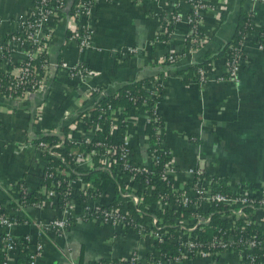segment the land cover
Here are the masks:
<instances>
[{"label": "crops", "instance_id": "1", "mask_svg": "<svg viewBox=\"0 0 264 264\" xmlns=\"http://www.w3.org/2000/svg\"><path fill=\"white\" fill-rule=\"evenodd\" d=\"M185 1L100 0L88 22L90 46L83 50L70 37L75 26L66 12L43 23L41 31L49 36L46 49L51 65L46 88L23 100L6 102L0 98V204L14 198L13 184L17 181L23 180L31 190L37 188L43 161L32 141L60 126L68 127L75 109L94 106L98 97L81 96L85 90L98 86L112 94L122 83L156 73L164 54L182 49L189 29L184 21L175 24L169 40L158 38L164 30L157 31L160 14L173 10L177 2L178 10L188 13ZM208 1L211 7L201 12V26L208 35L219 26L217 33L210 35L205 46L180 59L177 66L197 61L206 49L216 51L228 41L241 9L251 13L252 23L264 25V0ZM33 4V0H0V37L15 32L18 20ZM257 38L256 32L245 35L236 78H221L227 70L225 56L203 67V82L185 81L184 73L173 70L165 74L161 81L164 93L156 111L164 119V146L178 168L194 164L200 155L211 174L227 177L230 184L245 182L264 188V36L262 47ZM61 61L71 66L85 64L91 77L85 83L71 78L69 70L58 65ZM110 114L116 116L117 110ZM137 115H131L132 125L126 135L136 160L145 162V118ZM57 211L54 203L47 202L41 209L27 206L20 214L25 222L0 226V233L14 238L28 235L30 246L41 242L43 250L37 264H69L70 260L74 264L109 263L111 259L127 258L133 249L146 259L147 245L133 229L115 230L79 218L62 236L37 226L36 221L48 220ZM177 264L244 263L240 256L228 252L216 263L191 259Z\"/></svg>", "mask_w": 264, "mask_h": 264}, {"label": "built area", "instance_id": "2", "mask_svg": "<svg viewBox=\"0 0 264 264\" xmlns=\"http://www.w3.org/2000/svg\"><path fill=\"white\" fill-rule=\"evenodd\" d=\"M99 1L78 0L73 13L67 14L75 26L70 37L77 41L79 50L90 46L92 31L88 22ZM185 2L189 7L188 13H181L178 10L180 2H177L175 4L176 13H173L174 9L166 13L157 32L160 33L162 30L166 32L169 23L174 24L175 27L177 22L184 21L189 28L188 34H192L191 41L195 44L189 51L191 53L208 43L207 35L198 37L196 29L202 28L201 12L209 9L211 5L208 0H186ZM33 3L26 16L18 20L17 30L10 33L9 37H0V98L6 102L23 100L32 94L43 92L51 72L49 58L40 59L39 63L36 62L40 54H47L49 36L44 35L41 28L47 19L52 20L58 17L59 9L67 13L66 7L62 8L65 3L63 0H33ZM190 13L196 15L197 19H194ZM259 47L262 45L259 44ZM238 49L241 50V46ZM129 51L134 52L135 48H129ZM187 54L175 56L170 54L168 59L180 60ZM242 55L243 51L236 54L229 62L225 61L226 78H236ZM79 64L71 66L61 61L58 65L69 70L71 78H78L85 83L91 74L87 68ZM8 65L12 67L9 69ZM200 79V82L205 79L203 68L200 70ZM105 94L103 88L95 86L85 90L81 96L102 98ZM87 110L76 111L75 109L70 116L71 124L67 132L64 131L65 126H60L55 131L44 134L54 136L51 140L41 139L44 135L32 138L33 146L43 161L38 176L39 184L35 190L27 188L23 180L13 184L16 192L13 194L14 200L11 199L9 202H15L17 205L8 208L0 204V226H9L18 222L16 217H20L21 212L27 206L41 209L48 202L55 204L58 210L56 215L45 221H36V224L44 230H54L59 236L67 232L71 218H85L95 223L107 224L115 230L133 229L147 245L149 258L144 260L139 251L133 249L127 258H118L119 261L131 264H177L182 260L208 259L216 263L219 256L232 252L240 256L244 264H256L254 261L256 254L253 249L258 247L264 251V238L257 239L254 235L236 237L232 234H219L210 239L201 240L198 239L196 232L206 230V226L211 221L213 208L219 205L226 207L227 212L221 215V219L227 220L230 225L241 222L243 223L241 228L246 225L264 226V188H255L245 182H237L235 185L228 182L230 193L214 190L212 182L213 176L216 177V175L207 170L200 155H197L194 164L185 168H178L171 156L170 161L164 164L162 170L164 178L172 179L167 182L166 192L157 201L143 203L144 198L149 196L155 187L147 178L137 179V175L143 172H153L154 166L160 161L157 149L148 152L146 147L145 162L137 160L131 162L129 159L131 140L126 135V131L123 135V143L119 146L102 140L94 141L96 130L101 128L99 124L101 114L91 119L87 127L84 119L89 116V113L85 112ZM111 110L101 111L109 116V133L113 135L116 129L114 122L120 109H116V116L110 114ZM137 114L144 116L145 121L148 119L147 111L131 110L133 117H139ZM163 129L164 126L157 127V133L161 136L159 150L165 148ZM82 143H89L92 147L88 151L77 149ZM67 144L74 145V148L64 155L61 149ZM94 157L98 161L97 167L108 172L111 178L108 187L102 191L81 175L94 167ZM32 191L44 195V200L32 205L23 204L22 199ZM60 196L66 197L62 207L57 204ZM165 209H170L173 213L180 212V215L173 216L170 223L156 216H152L148 221L138 222L135 219V215L143 216V210L161 211ZM22 220L25 222L23 218ZM167 227L173 228V232ZM227 230L224 229L223 232H229ZM4 235L2 239L5 254L3 264H14L19 256L18 251L23 249L22 243L30 244L31 239L28 235L16 238L8 234ZM147 241L150 243L147 244ZM174 243L179 245L177 255L166 256L165 247ZM26 248L31 253L26 264H37L38 257L43 250L42 243L38 241ZM69 264L74 263L70 260ZM98 264L110 263L98 262Z\"/></svg>", "mask_w": 264, "mask_h": 264}, {"label": "trees", "instance_id": "3", "mask_svg": "<svg viewBox=\"0 0 264 264\" xmlns=\"http://www.w3.org/2000/svg\"><path fill=\"white\" fill-rule=\"evenodd\" d=\"M78 0H63L65 5L62 7L63 9L66 7L67 14L73 13L75 4ZM176 7L173 10V13H176ZM64 12L63 10L59 9L58 13ZM194 19H197V16L193 13H190ZM165 14H160V20L163 19ZM222 22V20H221ZM221 24V23H220ZM192 26V24H190ZM217 28H214L210 35L213 37L216 35ZM174 29V24L169 23L167 26L166 32L158 34V38L163 40H169L170 34ZM249 32H256L258 33L257 40L259 44L263 41L264 36V25H257L252 23L251 13L241 9L238 15L237 24L235 26L233 35L231 38L224 42L216 51H212L210 49H206V51L201 55V57L197 61L186 62L177 66L178 59L170 60L168 56L171 55H182L184 53H189L190 49L195 45L191 41L192 34H188L185 38L184 46L180 51H172L169 53L164 54L162 62H158V70L156 73L151 74L149 76H145L140 79H136L131 82H125L120 84L116 91L112 94L106 93L102 98H98L97 103L94 104L91 108H89L86 113H89V116H86L84 119L86 121L87 127L90 125V120L97 117L101 114L99 124L101 128L96 130L95 136L93 140H102L107 143H113L117 146L121 145L124 140V133L126 131V127L131 123L129 116L131 115V110H145L148 114V119L144 122V132L148 136V144H147V151L151 152L154 149H157V152L160 154V161L159 163L154 166L153 172H143L142 174L137 175V179H144L147 178L150 184H153L155 189L153 192L144 198L143 203H151L153 201H157L162 198L164 193L166 192L167 182L172 181L171 178H164L162 176V170L164 164L171 159V153L169 149L165 147L163 150H159L160 147L159 139L161 136L157 133V127L162 128L164 126V119L163 117L157 113L156 111V104L161 100L164 93V87L162 85V80L165 77L166 73H169L171 70L176 71L178 73L185 74V81L189 79L197 80L198 82L201 81L200 79V70L207 64L211 63L213 60L217 58H221L225 56V61H230L236 54L241 53L242 50L238 49L239 46H242L244 37ZM196 34L199 36L207 35V41L210 39V35H208L203 28H197ZM9 37V34L4 35V38ZM231 47V48H230ZM6 55V54H5ZM48 58L46 53H42L39 55L38 60L36 61L39 63L40 59ZM117 60V59H116ZM80 66L87 67L85 64L80 63ZM155 65V66H156ZM12 65H8L10 69ZM1 72V71H0ZM226 78V74L223 75ZM159 80V82H157ZM109 107V108H108ZM102 108V109H101ZM119 108V114L117 119H115V134L109 133L110 128V121L109 116L103 114L102 111L113 110ZM102 110V111H101ZM84 112V113H85ZM156 123V125H155ZM64 131H68V127L64 128ZM54 136L51 135H44L41 137L43 140H51ZM92 146L89 143H82L77 149L88 151ZM74 145L67 144L65 148H62L61 151L64 155L68 153L70 149H73ZM129 159L131 162L136 161V154L135 151L131 148L129 149ZM56 162V161H55ZM97 158L94 157V167L86 173L81 174L83 178L87 181H90L94 186H96L100 191L105 190L111 182V178L108 175V172L100 170L98 167ZM217 177V178H216ZM213 176V189L221 191L223 193H230V185H228L227 177L222 176ZM22 182V180L20 181ZM44 195L32 191L28 193V195L22 199V203L25 205H32L34 203H41L44 200ZM66 201L65 196H60L58 198V205L62 207ZM17 205L15 202H8L6 206L8 208H13ZM131 211L133 209L131 208ZM226 207L219 205L214 207L212 210V216L210 223L206 226V230L204 232H196L198 239H210L211 237L219 234H232L236 237H247L248 235H254L257 239L264 238V226L263 225H246L244 228H241L243 223L237 222L235 225H230L227 220L221 219V215L226 213ZM180 215V212L173 213L170 209H165L161 211L155 210H143V216L139 217L136 216V220L140 221H148L152 216H156L158 218H162L166 223H170L173 216ZM18 222H23L22 218L16 217ZM85 220V218H83ZM75 221L74 218L70 219L71 224ZM71 224L68 226L70 228ZM236 226L238 228H235ZM230 227V228H229ZM173 232V228L167 227ZM221 229V231L219 230ZM227 229L229 232H223ZM5 237L4 234L0 233V264H3L5 259V254L3 252V242L2 239ZM147 244L150 241L146 242ZM23 249L18 251V257L16 258L14 264H26L30 259L31 253L27 251V248L30 244L29 243H22ZM179 245L174 243L170 244L165 247L164 251L166 252V256L177 255ZM256 257L254 261L256 264H264V251L260 248L256 247L253 249ZM149 258V255L146 256V260ZM80 262H82V258H80ZM110 264H131L126 261H119L118 259H111L108 260ZM79 262V263H80ZM139 264V263H133Z\"/></svg>", "mask_w": 264, "mask_h": 264}]
</instances>
